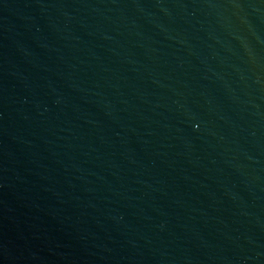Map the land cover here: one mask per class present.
Segmentation results:
<instances>
[{"label": "water", "instance_id": "water-1", "mask_svg": "<svg viewBox=\"0 0 264 264\" xmlns=\"http://www.w3.org/2000/svg\"><path fill=\"white\" fill-rule=\"evenodd\" d=\"M0 264H264V0H0Z\"/></svg>", "mask_w": 264, "mask_h": 264}]
</instances>
